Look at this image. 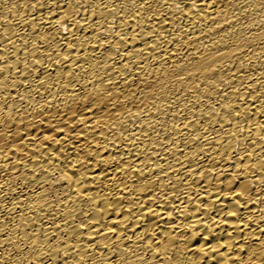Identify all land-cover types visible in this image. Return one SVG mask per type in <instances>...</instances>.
<instances>
[{"label":"bare ground","instance_id":"obj_1","mask_svg":"<svg viewBox=\"0 0 264 264\" xmlns=\"http://www.w3.org/2000/svg\"><path fill=\"white\" fill-rule=\"evenodd\" d=\"M0 264H264V0H0Z\"/></svg>","mask_w":264,"mask_h":264}]
</instances>
